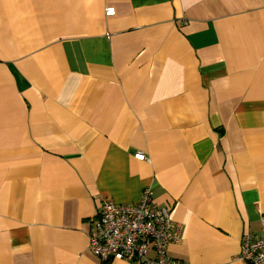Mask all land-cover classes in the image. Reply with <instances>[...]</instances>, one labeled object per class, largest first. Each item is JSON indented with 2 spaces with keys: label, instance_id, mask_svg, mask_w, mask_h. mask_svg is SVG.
I'll return each mask as SVG.
<instances>
[{
  "label": "crops",
  "instance_id": "0c3cea01",
  "mask_svg": "<svg viewBox=\"0 0 264 264\" xmlns=\"http://www.w3.org/2000/svg\"><path fill=\"white\" fill-rule=\"evenodd\" d=\"M150 187L176 259L264 238V0H0V264H136L91 223Z\"/></svg>",
  "mask_w": 264,
  "mask_h": 264
},
{
  "label": "built area",
  "instance_id": "2783aa9c",
  "mask_svg": "<svg viewBox=\"0 0 264 264\" xmlns=\"http://www.w3.org/2000/svg\"><path fill=\"white\" fill-rule=\"evenodd\" d=\"M115 12L108 8L107 14ZM137 158L148 160L144 152ZM153 189L146 188L137 203L106 199L91 223L90 250L104 262L125 260L136 264H189L169 254L171 242H180L184 225L174 220L169 207L152 201ZM155 252L154 257L149 252ZM238 258L247 264H264V238L246 234Z\"/></svg>",
  "mask_w": 264,
  "mask_h": 264
}]
</instances>
